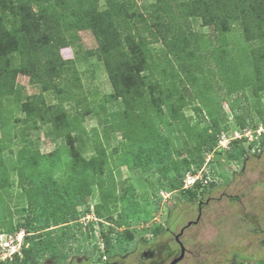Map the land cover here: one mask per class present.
Segmentation results:
<instances>
[{
  "label": "trees",
  "instance_id": "1",
  "mask_svg": "<svg viewBox=\"0 0 264 264\" xmlns=\"http://www.w3.org/2000/svg\"><path fill=\"white\" fill-rule=\"evenodd\" d=\"M105 3L106 8L101 10L99 0H0V122L7 124L6 120L13 116L7 113L3 102L15 103L26 114L25 123L50 124L56 137L65 139L68 145L65 152L32 155L23 147L17 154L15 171L28 205L18 212L24 217L22 223L14 225L10 221L6 225L0 216V224L7 233L22 229L28 232L25 262L36 261L47 253L66 258L63 247L70 240H77L72 223L80 226V219L90 211L82 213L78 208L85 205L86 197L96 187L101 202L95 213L100 222L122 227L131 220L151 217L149 202L137 200L131 187L128 196L122 198L120 219H114L108 203L117 201L106 187V184L114 187V178L105 177L110 156L102 147H96L97 155L86 159L74 145L72 134L79 130L85 114L72 118L63 108L48 106L42 95L21 103L23 88L17 84L21 74L29 76L33 83H41L43 93L51 90L61 93L55 81L63 80L72 63L62 57L61 49L70 46L72 37L77 38L80 31L93 32L99 44L96 55L105 64L113 86L110 99L117 110L111 114L114 121L111 128L121 131L127 141L121 152L113 149L116 164L119 168L127 165L141 169L145 174L160 173V186L170 193L183 188L187 174L202 169L207 152L215 150L219 143L224 130L219 121L221 106L217 97L211 95L216 77L219 78L216 91L226 89L229 98L239 92L244 95L246 88L255 93L264 91V0H157L148 17L140 12L135 0H105ZM190 18L213 27V34L206 39L192 32ZM235 25L243 29L244 40L231 44L228 37ZM149 37L164 45L155 67L163 64L162 81L147 74L152 67L150 60H154ZM256 40L263 46H251ZM211 61L214 70L207 65ZM205 67L210 77L205 74ZM65 87L69 89L70 85L66 83ZM70 91L68 98L73 97ZM194 96L203 103L202 108H196L199 123L204 111L210 118V125L191 136L195 155L191 153L193 148L181 144L178 136L180 126L182 132L189 133L192 129L183 109ZM13 122L9 128L16 125ZM238 124L242 128H256L253 121ZM177 145L190 157L174 159L172 149ZM232 154L235 159L246 161L250 153L239 147ZM6 168L0 158L2 189L9 186L4 175L10 172ZM184 192L195 194L190 190ZM129 214L132 219L127 217ZM94 226V222L88 223L89 236L95 234ZM80 228L79 233L85 236ZM114 231L111 228V233ZM103 242L104 253L110 256L122 247L123 234H118L115 243L109 237ZM53 244L59 248L54 250ZM97 244L94 248L98 250ZM259 264H264V259Z\"/></svg>",
  "mask_w": 264,
  "mask_h": 264
},
{
  "label": "rangeland",
  "instance_id": "2",
  "mask_svg": "<svg viewBox=\"0 0 264 264\" xmlns=\"http://www.w3.org/2000/svg\"><path fill=\"white\" fill-rule=\"evenodd\" d=\"M135 1L140 12L148 17L152 5L157 0ZM99 8L101 10L106 8L105 0H99ZM148 21L152 22L151 19ZM189 23L192 32L206 39L214 32L213 27L203 26L202 20L190 18ZM141 25L139 23V26ZM231 33L228 37L229 43L244 40L241 27L235 25ZM145 35L148 36L147 33ZM75 38L72 37L70 46L61 49L62 57L72 61L70 71L64 72L63 80L55 81L63 92L51 90L43 93L41 83H33L29 76L21 74L17 78V84L23 88L21 103L28 101L29 97L42 95L48 106L61 107L72 118L82 117L81 114H85L79 130L72 134L75 139L74 145L86 159L97 155L96 147H102L110 156L105 177L114 178L112 183L114 187L106 184L107 190L112 191L117 201V203L113 202L114 200L108 203L114 219H120L123 213L122 198L128 196L131 187L137 200L149 202L147 205L151 210V217L148 220H131L128 225L122 227H117L111 222L101 221V223L95 213L96 205L101 202L100 191L96 187L93 194L86 197L85 205L78 208L82 213L86 210L90 211L80 219V226L76 227L72 223V231L77 240L72 239L63 247V253L67 254L66 258L79 256L81 261L74 264H89L90 261L86 262L85 257L96 263L102 262L105 258L103 254H106L103 239L105 241L109 237L111 243H115L116 237L121 233L124 240L122 247L117 253L105 256L119 262L124 260L125 264H140V254L149 247V243H151L150 248L163 247L165 250L169 245L172 246L174 240L171 232L178 234L188 222L196 221L198 203L203 201L204 208L200 223L188 229L184 235L183 242L190 254L181 264H259L264 259V91L255 93L252 88H246L244 95L239 92L229 98L226 89L221 92L216 91L218 86L216 82L219 81L216 77V82H212L215 91L211 95L217 97V102L221 106L219 121L224 130L219 136V143L215 150L207 152L202 169L196 174H187L183 188L170 193L160 186L159 180H162L160 173L152 171L145 174L141 169L127 165L119 168V164H116L117 158L112 154L113 149L118 148L121 152L122 144H126L127 141L121 131L111 128L114 123L111 114L117 110L110 99V95L114 93L113 86L105 64L96 55L99 44L93 32L80 31ZM149 40H151L150 54L154 60H150L152 67L147 74L151 75L152 79L162 81L163 64L155 67L159 62L158 59L162 57L164 45L160 40L154 41L151 37ZM251 46L260 48L263 45L256 40L251 42ZM207 65L212 70L216 69L213 61ZM207 69L206 71L204 69V72L210 77ZM66 83L70 85L69 89L73 97L68 98L69 89L65 87ZM201 102L195 96L188 99L183 114L190 121L192 129L189 133L182 132L183 126H180L181 131L178 132L181 144L187 143L193 148L191 153L194 155L197 151L193 147L195 141L191 139L192 134L210 125L206 111L202 113L203 119L199 123L196 108L203 107ZM3 105L7 113L11 112L13 116L6 120L7 124L0 122V150H2L0 158L10 172L4 175L8 178L9 186L6 189L0 187V216L2 223L8 225L11 221L15 225L22 223L24 218L18 213L19 210H23L28 205V199L19 185V175L15 171L19 150L25 147L32 155H47L59 150L65 152L68 145L65 139L56 137L50 124L38 122L35 126L33 123H25L26 114L20 109V105L10 104L8 101H4ZM243 120L248 123L253 121L256 128L240 127L238 121ZM12 122L16 125L9 128ZM245 134L249 135V138L245 137ZM239 147H244L250 153L246 161L232 157L233 150ZM172 152L173 158L177 160L190 157V154L179 145L174 146ZM193 177L196 178V182H200L199 185L193 183ZM187 185L189 187H186ZM206 188H209V193ZM186 190L195 194H188L184 192ZM102 212L105 213L106 210L103 209ZM127 217L132 219L131 214ZM89 222H94L95 225L93 236H89L90 230L87 227ZM80 227L85 236L79 233ZM111 228H115L112 233ZM167 228H170V232H167ZM57 229L59 227H55V230ZM27 233L24 229L7 233L0 224V243L8 244L5 249L0 244V264H14L13 260L15 264L21 263L25 255L24 251L29 248ZM56 234L53 235L54 238ZM97 243L100 244L98 250L94 248ZM53 248L58 249V244L56 246L53 244ZM12 251H15V255L11 257ZM47 256H51L50 253H47ZM122 256L126 258L123 259ZM163 258L165 261L161 264L170 263L171 258L165 255ZM39 261L43 263L45 256L39 257L34 263L38 264ZM147 264L153 263L147 261Z\"/></svg>",
  "mask_w": 264,
  "mask_h": 264
},
{
  "label": "flooded vegetation",
  "instance_id": "3",
  "mask_svg": "<svg viewBox=\"0 0 264 264\" xmlns=\"http://www.w3.org/2000/svg\"><path fill=\"white\" fill-rule=\"evenodd\" d=\"M198 207H199L198 217L196 218V221L188 222V224L186 226H184L178 234L171 232L173 235V240H174L172 243L173 247L171 245H169L168 247H166V250L163 247H162L163 249L162 248L159 249V248L154 247V246H153L154 248H150L151 243H149V247H147L140 254V264H147V261H151L153 264L164 263V261H165L163 258L164 255L167 256V258H169V259L171 258V261H170V263H171L173 260L180 257L182 246L185 247V256L178 264L183 263L184 260L186 259L187 255L190 254V251L187 249L185 242H183L184 235L188 229H190L191 227L198 225L200 223L201 218H202L203 208H204V202L200 201L198 203ZM189 224H191V225L189 226ZM166 230H167V232H170V228H167ZM121 258L125 259L126 256H122ZM84 259L86 262L90 261L89 264H125L124 260H123V262H119L117 260H112L111 258H107V257H105L102 260V262H97V263L90 260L88 257H85ZM22 260L24 262L20 263V264H36V263H34L35 261H33V260H28L25 262L24 256L22 257ZM80 261H81V259L77 255L72 256L70 259L63 258L62 256H59V257L55 256L54 257V256L45 255V261L43 263H41L39 261L38 264H74L77 262L79 263ZM234 261H236V260H234ZM13 262L15 264L14 260H13Z\"/></svg>",
  "mask_w": 264,
  "mask_h": 264
},
{
  "label": "built area",
  "instance_id": "4",
  "mask_svg": "<svg viewBox=\"0 0 264 264\" xmlns=\"http://www.w3.org/2000/svg\"><path fill=\"white\" fill-rule=\"evenodd\" d=\"M259 135H261V132H259ZM245 137H248L249 138V135H247V134H245ZM222 142H220V144H221ZM193 183H196V178L195 177H193ZM188 182H190V180L188 179ZM186 187H189L188 185L186 186ZM1 244V247L3 248V249H5V247L8 245V244H3V243H0ZM15 255V251H12L11 253H10V256L12 257V256H14ZM4 261H5V259H4Z\"/></svg>",
  "mask_w": 264,
  "mask_h": 264
},
{
  "label": "water",
  "instance_id": "5",
  "mask_svg": "<svg viewBox=\"0 0 264 264\" xmlns=\"http://www.w3.org/2000/svg\"><path fill=\"white\" fill-rule=\"evenodd\" d=\"M191 224H189L190 226ZM185 256V247L182 246L181 248V255L179 258H176L175 260H173L170 264H178Z\"/></svg>",
  "mask_w": 264,
  "mask_h": 264
}]
</instances>
